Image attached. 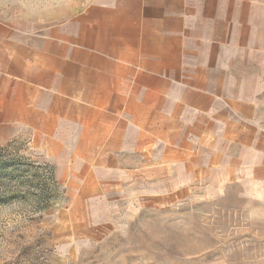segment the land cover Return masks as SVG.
I'll return each instance as SVG.
<instances>
[{
  "label": "crops",
  "instance_id": "obj_1",
  "mask_svg": "<svg viewBox=\"0 0 264 264\" xmlns=\"http://www.w3.org/2000/svg\"><path fill=\"white\" fill-rule=\"evenodd\" d=\"M16 139L84 201L139 186L264 200V0L0 14V143Z\"/></svg>",
  "mask_w": 264,
  "mask_h": 264
},
{
  "label": "rangeland",
  "instance_id": "obj_2",
  "mask_svg": "<svg viewBox=\"0 0 264 264\" xmlns=\"http://www.w3.org/2000/svg\"><path fill=\"white\" fill-rule=\"evenodd\" d=\"M47 3L0 0V14ZM42 157L24 139L0 143V264H264V200L139 186L84 201Z\"/></svg>",
  "mask_w": 264,
  "mask_h": 264
}]
</instances>
